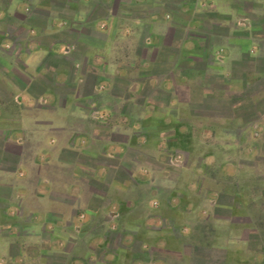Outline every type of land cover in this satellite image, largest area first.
Returning <instances> with one entry per match:
<instances>
[{"label": "crops", "instance_id": "crops-1", "mask_svg": "<svg viewBox=\"0 0 264 264\" xmlns=\"http://www.w3.org/2000/svg\"><path fill=\"white\" fill-rule=\"evenodd\" d=\"M0 264H264V0H0Z\"/></svg>", "mask_w": 264, "mask_h": 264}, {"label": "built area", "instance_id": "built-area-1", "mask_svg": "<svg viewBox=\"0 0 264 264\" xmlns=\"http://www.w3.org/2000/svg\"><path fill=\"white\" fill-rule=\"evenodd\" d=\"M182 162L181 158L179 155H175L173 158H171V163L172 165L178 166Z\"/></svg>", "mask_w": 264, "mask_h": 264}, {"label": "rangeland", "instance_id": "rangeland-1", "mask_svg": "<svg viewBox=\"0 0 264 264\" xmlns=\"http://www.w3.org/2000/svg\"><path fill=\"white\" fill-rule=\"evenodd\" d=\"M38 20H40V19H38ZM70 34H71V33H68V34L66 33V36L68 37ZM19 35H21V34H19Z\"/></svg>", "mask_w": 264, "mask_h": 264}]
</instances>
